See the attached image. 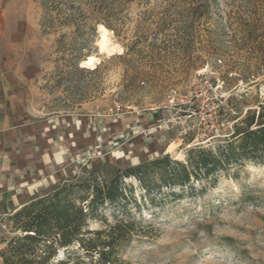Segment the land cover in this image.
<instances>
[{"label": "rangeland", "instance_id": "1", "mask_svg": "<svg viewBox=\"0 0 264 264\" xmlns=\"http://www.w3.org/2000/svg\"><path fill=\"white\" fill-rule=\"evenodd\" d=\"M72 1L87 16L84 27H76L83 23L79 18L60 25L56 11L40 0H0V18L6 12L2 27L21 28L11 44L3 37L0 69L35 73L34 80L21 84L23 99L33 118L47 122L40 144L48 154L43 162L24 163L19 193L27 191L32 199L63 183L107 181L118 170L165 155L191 170L199 151L218 155L230 143L237 148L234 132L264 113V0H208L202 17L189 11L194 0L116 3L114 30H107L122 54L113 56L98 52L102 16L90 0ZM252 19L259 22L254 32L246 26ZM250 38L256 42H247ZM89 56L98 64L82 68ZM207 64L222 97L219 121L231 125L233 133L203 144L181 101L189 99L197 73ZM263 158L250 154L209 178H191L181 199L150 203L138 182L126 178L134 200L116 216L111 207L105 209L88 228L102 231L101 239H116L115 264H264ZM14 208L0 200V250L13 236ZM121 218L134 221L129 231L112 230ZM76 252L83 260L72 256L67 264H99L97 255ZM63 258L60 251L58 259Z\"/></svg>", "mask_w": 264, "mask_h": 264}, {"label": "trees", "instance_id": "2", "mask_svg": "<svg viewBox=\"0 0 264 264\" xmlns=\"http://www.w3.org/2000/svg\"><path fill=\"white\" fill-rule=\"evenodd\" d=\"M127 1L133 0H90V4L93 5V11L102 16L101 25L114 30L113 18L116 15L113 13V6ZM40 2L45 9L56 11L60 25H69L79 18V23H83L76 27L85 26L87 16L80 5L72 0ZM192 4L195 5H190L189 11L198 13L197 17L207 14L208 0H194ZM62 6L65 9L68 7L71 12L65 14ZM258 25L257 19L246 23L251 32ZM93 30L90 29L91 32ZM246 41L256 42L255 38ZM78 57L75 56L74 59ZM260 60L264 62V57L261 56ZM98 70L99 67H96L93 72ZM245 125V128L234 132L233 138H239L237 148L230 143L218 155L211 151H199L198 159L189 163L191 170L178 161H171L165 155L160 159L118 170L107 181L63 183L48 194L30 199L14 209L9 218V232L13 236L0 250L1 264H67L72 256L76 262L82 261L83 256L76 250L82 251L86 258L97 255L95 259L99 264H115L113 251L116 239L112 236L101 239L102 231L89 229L88 223L97 220L99 215L103 216V211L109 207L116 216L125 210L129 201L134 200L133 188L127 187L123 180L134 178L150 203L169 197L181 199L185 195L183 189L190 185L191 178H209L235 164L238 158L257 153L264 155V113L258 115L256 123L253 116L246 119ZM253 125L255 129H251ZM155 174L157 177L153 178ZM175 188H179L181 193L175 192ZM133 225L134 221L128 222L121 218L116 221L112 230L124 227L129 231ZM74 247L76 248L73 249ZM60 251L64 255L63 259H58Z\"/></svg>", "mask_w": 264, "mask_h": 264}, {"label": "crops", "instance_id": "3", "mask_svg": "<svg viewBox=\"0 0 264 264\" xmlns=\"http://www.w3.org/2000/svg\"><path fill=\"white\" fill-rule=\"evenodd\" d=\"M1 15L2 20H5V10ZM1 18L0 44L4 36L11 44L14 40V32L20 33L21 28L17 27L15 31L12 29L7 31L2 27ZM6 52L5 55L9 60L12 50L8 49ZM1 56L2 49L0 47ZM34 79V72L32 74L27 71L14 74L11 69L4 71L0 69V200H9L17 208L31 197L27 191L20 193L17 191V187L21 184V168L24 167V163L34 165L36 162L45 161L43 155L48 154L40 144L46 138L47 122L42 118L32 117L33 115L26 108L27 103L23 99L25 93L21 89V84ZM16 83L18 86L14 88ZM46 168L47 166L43 167L44 170H47Z\"/></svg>", "mask_w": 264, "mask_h": 264}, {"label": "built area", "instance_id": "4", "mask_svg": "<svg viewBox=\"0 0 264 264\" xmlns=\"http://www.w3.org/2000/svg\"><path fill=\"white\" fill-rule=\"evenodd\" d=\"M220 64V61H218ZM208 64L197 73V78L188 100H182L181 104L186 106V118L193 119L195 127L199 131L200 142L203 144L215 141H224L232 133V126L224 127L219 121V113L222 108V97L218 92V80L214 83L210 77ZM175 98L170 97L169 103ZM186 133V131L184 132ZM194 140V139H193ZM196 142V139L193 143Z\"/></svg>", "mask_w": 264, "mask_h": 264}, {"label": "bare ground", "instance_id": "5", "mask_svg": "<svg viewBox=\"0 0 264 264\" xmlns=\"http://www.w3.org/2000/svg\"><path fill=\"white\" fill-rule=\"evenodd\" d=\"M101 29H104V31L102 32ZM97 32L99 35V38L97 40V47H98L99 54L107 55V56L122 54V51L118 47V45L113 44L111 42L110 31H108L102 25H99L97 28ZM89 61H92L91 65H89V63H88ZM96 63L98 64V59L94 56H89L81 63V67L93 69V67Z\"/></svg>", "mask_w": 264, "mask_h": 264}, {"label": "snow or ice", "instance_id": "6", "mask_svg": "<svg viewBox=\"0 0 264 264\" xmlns=\"http://www.w3.org/2000/svg\"><path fill=\"white\" fill-rule=\"evenodd\" d=\"M101 31L103 32V31H104V29H101ZM88 63H89V65H91L92 61H89Z\"/></svg>", "mask_w": 264, "mask_h": 264}]
</instances>
